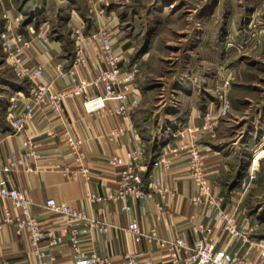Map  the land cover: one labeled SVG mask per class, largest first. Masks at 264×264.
Returning <instances> with one entry per match:
<instances>
[{
    "label": "crops",
    "instance_id": "crops-1",
    "mask_svg": "<svg viewBox=\"0 0 264 264\" xmlns=\"http://www.w3.org/2000/svg\"><path fill=\"white\" fill-rule=\"evenodd\" d=\"M27 5L26 14L23 10L25 7H19L17 1L0 0V29L8 23L12 32L26 37L32 36V32H46L48 44L39 43L28 52V56L31 63L42 62L45 65L40 81L52 90L59 91L66 83V80L55 74L54 64L60 62L63 66H71L76 62L75 46L70 34L77 26H81L84 35L97 29H104L124 65L129 58L131 53L129 39L125 35L121 36L122 32H129L130 29L126 22H122L125 20L122 18H128L124 14L128 4L121 0H104L100 4L95 0L41 2L28 0ZM98 9H102L103 13L98 14ZM17 16L21 18L19 23L14 22ZM82 47L86 65L79 67L78 75L82 79H89L103 68V65L98 60V46L95 42L83 43ZM4 81L0 83L3 86L10 85L11 88L8 95L4 97L0 95V165L4 162H11L14 165V171L5 174L7 185L29 192L34 203L33 214L44 231L58 234L65 228L61 216L47 213L41 207L44 200L54 198L117 228L107 233H99L74 227L79 233V245L83 254L88 256L95 253L106 259L104 264H124L121 257L124 253L136 254L139 264H170L166 252L156 250L152 254H147L148 246L133 242L131 235L124 230L132 219H136L143 230L156 228L164 239L181 238L190 245L198 238L195 224L200 222L208 227L209 235L216 247L227 251L239 249L250 262L264 264V256L257 261L258 253L249 252L250 242L264 238L259 234L260 225L255 218L257 214H249L244 202L245 196L247 197L257 181L254 179L250 186L248 184L245 187H242L240 182L231 185L232 167L228 157L232 155L229 149L233 147L226 145L217 137L216 133L219 130L214 129L211 133L196 137L197 146L203 156L206 179L212 189L211 195L202 196L194 187L188 175L186 155L173 156L168 168L161 166L153 168L150 163L155 156L154 153L157 156L166 145L172 146L179 140L188 141L187 134L184 133L182 138L178 132L200 126L204 113L209 111L215 114L220 107V100L214 104L211 99H204L203 103H198L200 99L198 96L178 93L176 101L178 114L173 115L177 128H173L171 132L173 134L170 135L161 122V119L169 116L167 112H164V115L158 113L149 124L147 119L137 118V107L129 117L122 118L106 111L86 113L77 98L65 99L58 117L47 110H39L30 123L22 129L14 130L10 127L9 119L15 114L14 107L25 101L28 84L24 80L21 82L24 81L26 86L19 81L12 80L10 83L9 80ZM17 92L23 97L16 96ZM127 97L130 102L133 98L140 100L142 96L139 90L131 88L127 92ZM259 125L264 126V121ZM114 126H124L126 133L117 141L110 142L105 134ZM49 129L54 131L53 136L49 135L47 131ZM65 131L83 140L81 154L74 153L65 143L63 140ZM25 139L36 143L37 152L41 156L40 161L23 158L24 148L21 143ZM263 139L264 127L258 141V151L253 152L251 160L253 170L263 157L262 154L264 155ZM137 145H141L144 150L145 187L151 184L166 188L168 191L173 190L174 197L169 199L167 193L161 190L154 192L149 200L129 198V212L120 210L119 201L92 204L87 202L88 194L102 195L117 190L118 175L108 166V158L110 155H122ZM18 161L22 164H17ZM27 166L31 167V172L26 171ZM257 176L260 177L258 173ZM210 196L219 200L221 210L230 211L238 218L239 230L247 240L245 243L240 240L228 242L221 233L220 223L215 215L216 209L208 204ZM3 206L8 207V203L0 201V217ZM64 237L62 244L51 248L56 259L52 264H84L71 250L69 235L64 234ZM5 263L37 264L26 237L17 234L12 225H6L0 232V264Z\"/></svg>",
    "mask_w": 264,
    "mask_h": 264
},
{
    "label": "built area",
    "instance_id": "built-area-1",
    "mask_svg": "<svg viewBox=\"0 0 264 264\" xmlns=\"http://www.w3.org/2000/svg\"><path fill=\"white\" fill-rule=\"evenodd\" d=\"M103 1L95 0L97 4ZM97 12L102 14L103 10L98 9ZM20 20L21 18L18 16L14 18L15 23L20 22ZM9 26L7 23L0 31L4 59L11 66L16 77L28 84L25 101L19 106H13L15 114L9 119L12 129H22L33 120L39 110H47L58 117L62 111L64 100L68 98L79 99L86 113L106 111L120 118L129 117L132 114L138 100L133 98L129 102L127 92L133 86L136 70L124 71L123 60L114 51L110 37L104 29H97L87 35L83 34L81 26L72 30L70 37L75 46L76 62L71 66H63L60 62L54 64L55 74L66 80L65 86L61 90L54 91L40 81L45 65L42 62L31 63L28 56V52L36 48L39 43L48 44L49 39L46 32H32V36L26 37L23 34L12 32ZM93 42L98 46L97 56L103 68H100L89 79H82L78 75L79 67L86 65L82 44H92ZM224 85H228V80L224 81ZM16 96L23 97L20 92H17ZM227 106V101L222 100L215 114L209 111L204 113L203 123L200 126L178 132L181 137L184 133L187 134L188 141L179 140L172 146L166 145L155 157L151 166L153 168L160 166L168 168L173 156L186 155L188 158V175L194 187L202 196L211 195L212 189L206 179L203 156L197 146L196 137L213 132L217 117L225 114ZM47 131L49 135H54L52 129ZM125 133L126 128L124 126H114L108 130L105 136L108 141L115 142ZM63 140L74 153L81 154L84 146L82 139L65 131ZM21 146L24 148V159L30 158L40 161L41 156L37 152L35 142L25 139ZM144 160V150L141 145H137L122 155H110L107 162L108 166L117 172L118 188L115 192L107 194H88L86 196L87 202L92 204L119 201L121 202L120 210L129 212V198L149 200L154 192L162 190L167 193L169 199H172L174 197L173 190L168 191L166 188L157 185L151 186V184L147 188L145 187ZM17 164L20 165L22 162L18 161ZM14 169L15 167L11 162H4L0 165V201L8 203V207H2L0 232L6 225H12L17 234H23L32 254L37 259V264L54 263L56 259L51 248L64 242V234L69 235L71 250L83 260L84 264H104L106 259L97 256L95 253L88 256L83 254L79 245V233L74 227L78 226L99 233H107L109 230H116L117 228L54 198H47L41 205L42 209L47 213L61 216L65 228L58 234L52 231H44L33 214L34 203L29 192L7 185L5 174L12 173ZM25 169L27 172L32 171L29 166ZM248 177L252 181L256 175L252 171ZM241 186L245 187V183L242 182ZM208 204L216 209L215 215L220 223V231L227 238V241L240 240L245 243L247 240L239 230L238 218L230 211L221 210L219 200L213 196L208 199ZM195 225L198 238L191 245L181 238L166 240L160 236L156 228L143 230L136 219L130 220L124 230L131 235L135 244L143 243L149 247L146 250L147 254H152L156 250L166 252L170 264H256V262H250L247 256L242 255L239 249L227 251L221 247H216L214 240L209 235L208 227L200 222H196ZM45 241L46 243H44ZM249 250V252H257V261L260 260L264 256V239L250 242ZM121 257L124 264H139L136 254L124 253Z\"/></svg>",
    "mask_w": 264,
    "mask_h": 264
},
{
    "label": "rangeland",
    "instance_id": "rangeland-1",
    "mask_svg": "<svg viewBox=\"0 0 264 264\" xmlns=\"http://www.w3.org/2000/svg\"><path fill=\"white\" fill-rule=\"evenodd\" d=\"M15 1L21 8L28 4V0ZM121 1L128 4L124 11L128 18L122 22L130 26L121 36L131 46L124 71L136 70L132 88L142 96L137 118L151 124L155 115L167 112L161 122L170 135L176 127L178 93L198 96V103L226 100L225 114L217 117L214 129L233 147L228 157L231 185L250 186L252 171L257 177L244 202L249 214H257L264 238V155L255 170L251 164L264 127L259 125L264 121V0ZM2 80L21 82L5 62L0 42ZM21 84L26 86L24 81ZM10 88L0 83V95H8Z\"/></svg>",
    "mask_w": 264,
    "mask_h": 264
}]
</instances>
